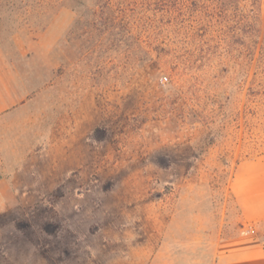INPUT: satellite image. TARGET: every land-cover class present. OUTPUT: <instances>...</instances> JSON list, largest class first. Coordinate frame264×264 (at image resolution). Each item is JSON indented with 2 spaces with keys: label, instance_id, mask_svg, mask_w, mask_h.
<instances>
[{
  "label": "rangeland",
  "instance_id": "1",
  "mask_svg": "<svg viewBox=\"0 0 264 264\" xmlns=\"http://www.w3.org/2000/svg\"><path fill=\"white\" fill-rule=\"evenodd\" d=\"M263 205L264 0H0V264L264 249Z\"/></svg>",
  "mask_w": 264,
  "mask_h": 264
},
{
  "label": "crops",
  "instance_id": "2",
  "mask_svg": "<svg viewBox=\"0 0 264 264\" xmlns=\"http://www.w3.org/2000/svg\"><path fill=\"white\" fill-rule=\"evenodd\" d=\"M255 208L250 211L243 208L245 222L264 218V205L262 211ZM205 248V243L199 239L187 251H182L180 256L173 251L168 264H264L263 247L253 235L246 232L214 240L207 250Z\"/></svg>",
  "mask_w": 264,
  "mask_h": 264
}]
</instances>
